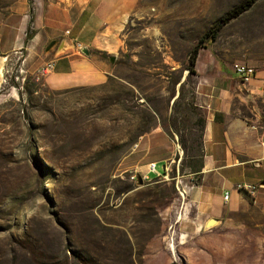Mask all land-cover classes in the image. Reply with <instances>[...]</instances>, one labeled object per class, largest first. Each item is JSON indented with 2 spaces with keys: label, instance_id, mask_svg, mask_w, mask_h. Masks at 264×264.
Here are the masks:
<instances>
[{
  "label": "rangeland",
  "instance_id": "1",
  "mask_svg": "<svg viewBox=\"0 0 264 264\" xmlns=\"http://www.w3.org/2000/svg\"><path fill=\"white\" fill-rule=\"evenodd\" d=\"M240 1L0 0V264H264V188L215 215L185 191L208 180L188 56ZM88 21L113 76L51 86L30 60ZM205 44L258 71L264 0ZM160 158L167 177L131 179Z\"/></svg>",
  "mask_w": 264,
  "mask_h": 264
},
{
  "label": "crops",
  "instance_id": "2",
  "mask_svg": "<svg viewBox=\"0 0 264 264\" xmlns=\"http://www.w3.org/2000/svg\"><path fill=\"white\" fill-rule=\"evenodd\" d=\"M79 18L73 27H77ZM91 28L88 21L70 35L68 38L75 47L64 54L57 56L56 50L47 52L45 48L36 61L30 60L34 63L32 67L41 68L53 61L55 68L46 74V81L56 88L106 82L113 74L93 53V48L100 53L104 50L92 41L95 37H88ZM37 29L30 40L32 45L42 33L39 26ZM83 48H88L90 54L83 52ZM206 49L208 55L204 62L202 52ZM196 68V101L206 113L201 173L208 180L196 185V190L185 191L198 203L202 215H215L222 209L225 192L231 193L228 203L235 206L245 198L237 190V184H257L264 175V125L261 124L264 118V64L259 62L256 77L244 83L231 72V65L220 62L214 51L206 47L200 52ZM155 162H165V168L169 159L160 158Z\"/></svg>",
  "mask_w": 264,
  "mask_h": 264
},
{
  "label": "trees",
  "instance_id": "3",
  "mask_svg": "<svg viewBox=\"0 0 264 264\" xmlns=\"http://www.w3.org/2000/svg\"><path fill=\"white\" fill-rule=\"evenodd\" d=\"M258 0H242L237 3L234 7L228 10L223 16H221L217 21H215L209 29L201 36L197 44L192 48L189 56H188V64L186 65V70L189 71V75L198 74L197 73V62L200 52L203 48H206V40L211 38L212 40H216L221 31L233 20L239 18L245 12L251 10ZM34 16H31V21L27 29L25 42L28 43L32 40L36 34V31L32 29L31 24L34 22ZM112 58V57H111ZM113 59V58H112ZM206 121L204 120V128ZM204 132V129H203ZM203 137V135H202ZM205 155V154H204ZM204 164L200 169L196 170L197 172H201Z\"/></svg>",
  "mask_w": 264,
  "mask_h": 264
},
{
  "label": "built area",
  "instance_id": "4",
  "mask_svg": "<svg viewBox=\"0 0 264 264\" xmlns=\"http://www.w3.org/2000/svg\"><path fill=\"white\" fill-rule=\"evenodd\" d=\"M55 63L53 61L48 62L45 66L42 67L41 72L44 74L49 73L50 71L54 70ZM233 69L235 73L238 75V77L242 80L244 83H249L252 81L256 75H257V69L253 65L247 64L245 62H237L233 65ZM264 95V91H263ZM169 169L168 166L165 167V172L160 173L158 171L157 162L153 161L148 164V170L147 172L143 173L144 181L151 180L150 174L155 172L157 174V177H167L166 176V170ZM138 178V174H133L131 176V179L133 181H136ZM237 190H239L244 196H248L253 201H256L258 198V190L259 187L256 183L252 182H240L236 186ZM231 193L229 191L224 193V200L228 201L230 199Z\"/></svg>",
  "mask_w": 264,
  "mask_h": 264
},
{
  "label": "water",
  "instance_id": "5",
  "mask_svg": "<svg viewBox=\"0 0 264 264\" xmlns=\"http://www.w3.org/2000/svg\"><path fill=\"white\" fill-rule=\"evenodd\" d=\"M75 47L74 43L67 37L63 38L61 41L55 39L52 40L49 45L47 46V52H51L56 50V55H61L66 53L67 51L73 49ZM83 52L86 54H90V50L88 48H83ZM137 184L142 185L144 184L143 175L138 174ZM258 186L260 188H264V179L258 182ZM220 222L219 218L211 217L205 224V230H209L216 226Z\"/></svg>",
  "mask_w": 264,
  "mask_h": 264
}]
</instances>
